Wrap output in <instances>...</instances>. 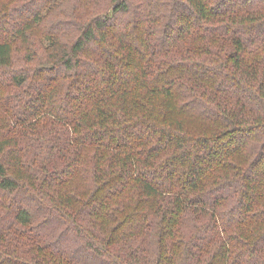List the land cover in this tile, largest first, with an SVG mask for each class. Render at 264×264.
I'll use <instances>...</instances> for the list:
<instances>
[{
  "label": "trees",
  "instance_id": "trees-1",
  "mask_svg": "<svg viewBox=\"0 0 264 264\" xmlns=\"http://www.w3.org/2000/svg\"><path fill=\"white\" fill-rule=\"evenodd\" d=\"M0 264H264V0H0Z\"/></svg>",
  "mask_w": 264,
  "mask_h": 264
}]
</instances>
